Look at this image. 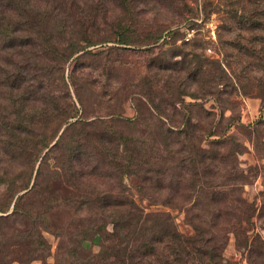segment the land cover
I'll return each instance as SVG.
<instances>
[{"label":"trees","instance_id":"16d2710c","mask_svg":"<svg viewBox=\"0 0 264 264\" xmlns=\"http://www.w3.org/2000/svg\"><path fill=\"white\" fill-rule=\"evenodd\" d=\"M115 1L120 10L109 18L105 0H0V264H52L45 232L62 250L58 264H220L225 238L207 233L206 218L192 212L194 232L182 233L169 213L145 211L137 194L170 204L185 189L228 204L234 210L218 216L233 214L230 228L243 245L242 223L255 210L264 218V188L258 207L240 191L264 162L240 166L245 147L229 131L234 117H225L234 106L228 89L264 91V82L242 80L264 73V0L221 2L222 60L197 50L201 41H171L181 23L174 18L138 34L125 14L152 0ZM185 9L183 20L194 23L199 12ZM134 49L146 53L148 67L176 73L160 94L147 76L119 78L122 55ZM192 82L200 87L188 92ZM154 92L164 98L156 102ZM185 95L212 96L219 112L192 116ZM262 122L241 127L255 132ZM95 238L99 250L85 251L83 242Z\"/></svg>","mask_w":264,"mask_h":264},{"label":"rangeland","instance_id":"374dc122","mask_svg":"<svg viewBox=\"0 0 264 264\" xmlns=\"http://www.w3.org/2000/svg\"><path fill=\"white\" fill-rule=\"evenodd\" d=\"M180 3L179 9L178 5L173 6L179 10L181 15H175L171 10L172 8H167L163 5V2H156L152 0L150 2L140 1L139 5L135 7V10L131 14H125V18L133 17L137 20V31L138 34L146 33L149 28H152L156 23L174 18L176 22H181L178 28V35L175 38H170L171 41H175L177 44L183 41L197 40L202 42V47L196 46L204 55L209 58L222 60L223 54L218 42V32L219 26L221 24V17L224 15V10L221 6L223 0H177ZM115 0H105V13L111 18L114 11H119L120 9L116 6ZM185 6L191 7L199 12L198 18H193V22L183 20V16L189 15L186 11ZM117 8V9H116ZM192 24V25H191ZM163 38L160 39V42ZM110 44V43H107ZM101 44H96L95 49H98ZM167 45H163L166 48ZM159 48L155 47V51L158 52ZM155 52V53H156ZM154 53V54H155ZM224 61V59H223ZM115 64V62H112ZM231 68L241 67V64L236 62L231 63ZM68 65V63H67ZM66 65L65 74L68 73V68ZM121 67L119 70V78L124 83H139V74L147 76L154 82L155 91H158L162 84L169 77L176 75L175 72H162L153 67H148L147 56L142 50L134 49L132 51L126 52L122 55V59L119 62ZM101 68L100 65L95 66ZM98 73H101V69H97ZM95 71V69L93 70ZM247 77H251L253 82H264V73L262 71L257 72L254 76L246 75L242 80L244 84H248L250 81ZM254 77V78H253ZM115 78V77H111ZM102 79V78H101ZM228 79L236 83V79L228 76ZM251 83V82H250ZM200 85L197 82L188 83L186 88L188 92L197 91V87ZM264 88V83L261 85ZM242 87V83H241ZM227 89L229 87H226ZM238 91L231 90V100H233V112L230 110L225 111V117H234L235 124L231 126L230 133H232L236 139L244 144V151L239 155L241 161L240 166L247 169L249 165L257 162H264V91H256L249 87L241 88L236 85ZM70 93L74 97V92L72 88H69ZM153 93L154 100L160 102V93ZM183 108L185 112H190L192 116H201L202 111H211L212 113L219 112L218 101L214 97L209 96L207 98L192 97L191 95H185ZM164 98V97H163ZM171 112V110H169ZM126 115L132 116L133 109L131 106L126 107ZM256 120H262L263 122L257 127L256 131L241 125H248ZM240 124V125H239ZM174 141V140H173ZM176 144V141L173 142ZM250 178L243 184L241 188V194L243 198L250 203H255V206L260 205L261 191L264 188V169L259 170L256 173H251ZM180 195L177 196L170 204H163L160 201H152L147 198H141L136 195V199L139 204L143 207L145 211L148 212H165L169 213L175 227L185 234H192L194 228L189 221L191 213H199L202 217L206 218L211 225V230L207 233L209 234H219L223 235L225 238V243L222 250V258L220 259V264H238L242 260H246L250 264H264V237L262 230L264 228V218L258 217L255 210V215L249 221L242 223V229L247 230L246 234L249 236L246 245H243L244 235L238 233L236 234L232 228H230L233 223L231 219L233 214L228 218L219 217L218 212L220 210H234V208L228 204L221 205L225 207H217L209 199H205L203 194L201 196L198 193H193L191 191H185V189L180 190ZM208 204V205H207ZM45 236L51 245V255L48 257L47 261L52 264H58L61 260L60 253L62 250H57L58 241L57 238L48 232H45ZM239 237V238H238ZM83 247L85 251L95 253L99 250V242L97 238L86 240L83 242ZM11 264H20L18 260H13ZM30 264H42L41 260L34 259Z\"/></svg>","mask_w":264,"mask_h":264},{"label":"built area","instance_id":"2783aa9c","mask_svg":"<svg viewBox=\"0 0 264 264\" xmlns=\"http://www.w3.org/2000/svg\"><path fill=\"white\" fill-rule=\"evenodd\" d=\"M262 234H263V237H264V228L262 230ZM238 264H250L248 263L246 260H242L241 262H239Z\"/></svg>","mask_w":264,"mask_h":264}]
</instances>
